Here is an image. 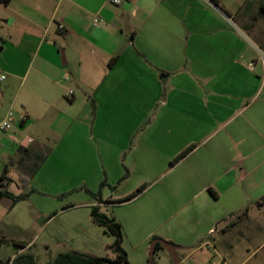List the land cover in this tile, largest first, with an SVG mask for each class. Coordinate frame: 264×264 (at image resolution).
I'll use <instances>...</instances> for the list:
<instances>
[{
	"label": "crops",
	"instance_id": "crops-1",
	"mask_svg": "<svg viewBox=\"0 0 264 264\" xmlns=\"http://www.w3.org/2000/svg\"><path fill=\"white\" fill-rule=\"evenodd\" d=\"M118 1L0 0V121L13 113L11 129L0 131L12 149L0 157V186L24 187L19 173L12 179L4 167L18 148L49 149L45 138L52 136L29 184L48 192L68 183L69 173L84 178L94 163L96 191L107 186L102 202L91 197L86 206L113 209L109 218L121 227L129 264H147L153 237L172 243L180 263V255L204 247L232 254L261 231L260 222L246 224L264 211L256 204L264 198V67L248 68L261 49L209 0ZM144 184L132 201L105 202ZM4 201L3 236L2 219L16 208ZM113 242L99 237L98 246L68 252L112 260ZM43 243L49 247V238Z\"/></svg>",
	"mask_w": 264,
	"mask_h": 264
},
{
	"label": "rangeland",
	"instance_id": "rangeland-1",
	"mask_svg": "<svg viewBox=\"0 0 264 264\" xmlns=\"http://www.w3.org/2000/svg\"><path fill=\"white\" fill-rule=\"evenodd\" d=\"M218 1L231 15L234 14V23L249 37V39H251V41L264 45V18L259 17L257 14L259 7L264 5V0H247L251 2V8L246 15L236 11L242 6L245 0ZM4 61L5 58L0 53V68L4 66ZM74 90L76 91L77 98H79L81 96L80 91L77 90V88H74ZM1 111H3V108L0 109V112ZM0 137H4L1 132ZM5 140L0 142V145L3 146V148L0 147V157L2 153L12 151V149H10L11 144ZM45 140L50 141L51 145H49V149H51L53 142H55V138L49 136V138H45ZM34 146L35 144L31 145V148ZM49 149H40L39 152L45 155ZM90 157L91 155L88 154L87 158L91 159ZM12 162V160L8 162V165L11 163L8 167L11 178L14 179V171H17L21 179L25 181L19 167L16 163ZM31 163H35V160L32 159L28 162V164ZM94 165V163L88 162L87 169L82 170L84 173L81 172L85 175L84 178L83 176L79 177L81 179L83 178L82 181L77 176L70 177L69 173L68 183H54V185H51V189H48L50 190L48 192L37 191L36 187L33 186L32 183L29 184V182H27L24 187H22V185L20 186V182H15V184L10 185L9 190L11 193L18 194L19 188V192L28 194V197L26 200L17 203L15 206L16 208L7 213L2 219L3 222L1 227L5 232L4 237L8 242L0 246V263H4L9 259L13 260L19 255H29L34 258L36 264H49L58 254L68 252L70 246L82 250L83 244L85 243L91 247L97 245L99 237L103 239L112 238L110 235L105 234L107 236L106 238V236L102 234L101 229L92 223L90 209L86 206L87 202L92 199L87 193L86 188L97 190L93 178L94 170L97 168L96 166L94 167ZM77 174L76 172V175ZM156 183L161 185L160 181ZM16 184H18V188ZM9 203L8 201L0 202V215H2L1 213L7 208ZM135 205L136 204L128 205L124 207L122 211L125 213L132 210ZM38 209L45 213L41 218L33 215V211H38ZM112 211L113 209L111 208L101 210L107 217L111 216ZM13 220L16 222L15 224L19 223V229L10 226ZM259 222L261 223V231L255 234L249 233L248 236L251 237V240H247L246 243L240 240L239 243L236 244L232 254L228 253L226 250L223 252L219 249L213 250L212 246L208 248L204 247L203 252H196L192 256H189L191 252L180 255V259L186 258L180 264H218L219 262H223V264H264V211L259 215L252 216L250 221L247 222L246 227L251 229ZM48 238L50 245L46 248L43 242ZM228 238L234 240L236 236L230 234ZM29 242H31L30 245L33 246L21 252L13 245L14 243L27 244ZM109 245L110 244H107V246ZM98 249L92 250L97 254H106L109 258L113 257V252H106L105 249L99 251ZM129 254L131 259L133 255L137 256L136 253L130 251ZM153 262L154 264H173L168 252L163 248L155 253Z\"/></svg>",
	"mask_w": 264,
	"mask_h": 264
},
{
	"label": "trees",
	"instance_id": "trees-1",
	"mask_svg": "<svg viewBox=\"0 0 264 264\" xmlns=\"http://www.w3.org/2000/svg\"><path fill=\"white\" fill-rule=\"evenodd\" d=\"M7 0H1V2L5 3ZM216 8H218L223 14H225L227 17H231L234 19V14H230L228 11H226L220 4L218 0H209ZM251 8V2L245 0L242 6L237 10L238 12L243 13V15H246L248 11ZM257 14L259 17L264 18V5H261L257 11ZM259 48L264 51V45H261L258 42H255ZM116 60V58H113L109 62V66H112V63ZM194 145H191L187 149H185L182 153H180L177 157H175L170 163L169 166L173 167L177 163H179L183 158H185L193 149ZM49 152H47L45 155H42L39 151H34L33 149H25V148H18L16 152V156L12 159V163H16V165L19 167L21 172L23 173V178H25V182H29L34 175L38 172L42 164L44 163L45 159L47 158ZM35 160V163L28 164L30 160ZM11 163H9L10 165ZM9 165L7 164L4 167L3 174H5L8 170ZM126 178V175L123 177V179ZM122 179V180H123ZM3 180V177H0V181ZM107 184L105 181H103L100 184L99 190L97 193L93 194L89 191L87 193L95 200L102 202L101 200V189L103 187H106ZM147 187L146 184L140 186L137 188L134 192L127 195L124 198L118 199V200H109L105 201L106 203H115V204H121L126 203L129 201H132L137 196H139ZM111 189H114L112 187H109ZM214 195V194H213ZM215 196V195H214ZM28 197V194H20V195H13L12 193L8 192L5 188L0 186V200L2 199H8L11 201V207L16 205L17 203L26 200ZM257 205H264V198L257 201ZM90 217L92 222L97 225L100 228L104 229V233L112 236L114 238V242L111 246L115 258L114 259H107V258H99L95 257L89 254H83L78 253L75 251H69L65 253H60L56 256V258L49 264H129L127 262L126 254L121 248L122 244V231L120 225L113 219L109 218L103 213L99 212V208L92 207L90 209ZM158 239L157 237H153L151 241ZM8 241L6 238L1 235L0 233V246L2 244H6ZM167 244L171 245L175 248V246L170 243L166 242ZM17 249H24L25 246L22 244H13ZM162 249V246L159 244L156 245L155 253ZM0 264H36L34 258L29 255H19L15 257L13 260H7L4 263ZM154 264V262H153Z\"/></svg>",
	"mask_w": 264,
	"mask_h": 264
},
{
	"label": "built area",
	"instance_id": "built-area-1",
	"mask_svg": "<svg viewBox=\"0 0 264 264\" xmlns=\"http://www.w3.org/2000/svg\"><path fill=\"white\" fill-rule=\"evenodd\" d=\"M120 1L118 0H108V3L117 5ZM94 25L97 24V21L93 22ZM259 63L262 67H264V51L257 49V59L251 62L248 66L249 69L253 68V66ZM5 80V76L0 74V82ZM71 94V92H70ZM13 113L12 111H8L5 118L0 121V131L1 132H8L11 129ZM25 116L22 117V121L25 120ZM218 264H223V262H219Z\"/></svg>",
	"mask_w": 264,
	"mask_h": 264
},
{
	"label": "water",
	"instance_id": "water-1",
	"mask_svg": "<svg viewBox=\"0 0 264 264\" xmlns=\"http://www.w3.org/2000/svg\"><path fill=\"white\" fill-rule=\"evenodd\" d=\"M157 244L162 246V248L168 252L169 256L172 259L173 264H180L179 258L176 253V249L172 247L171 245L167 244L165 241L160 240V239H155L151 241L150 246H149V257H148L147 264H153L154 256H155V248Z\"/></svg>",
	"mask_w": 264,
	"mask_h": 264
}]
</instances>
